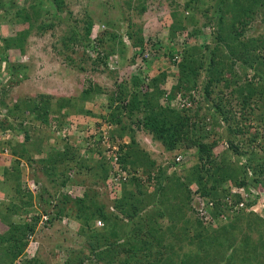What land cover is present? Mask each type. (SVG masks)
I'll return each mask as SVG.
<instances>
[{
    "label": "rangeland",
    "instance_id": "374dc122",
    "mask_svg": "<svg viewBox=\"0 0 264 264\" xmlns=\"http://www.w3.org/2000/svg\"><path fill=\"white\" fill-rule=\"evenodd\" d=\"M1 1L4 2V7L0 10V34L2 37H15L20 32L26 33L21 52L8 48V51L5 50L8 55L1 57V64L7 66L4 69V73L7 74V89L4 101L10 106L39 94L48 95L54 99L67 98L73 101L93 85L101 86L107 93H111L121 82H128L129 84L132 77L139 79L143 90H147V84L152 78L165 74L167 77L159 87L162 94L158 96L160 107L165 108H174V105H176L175 101L172 100L173 98L171 99V90L177 82L174 74L176 73V68L170 63V54L172 53V56L178 62L180 60L179 52H183V47L188 49L198 45L214 46L213 40L217 30L213 16L221 2L220 0H58L59 5H57L55 0ZM229 1L231 0H226L224 8H227L228 4H230ZM142 6H145L146 9L144 13L139 14L137 9ZM172 14H176L178 18L189 22H185L187 27L182 29L181 32H177V37L175 35L173 39L169 35V28L173 19ZM261 18L262 15L258 12L256 19L250 21L244 31L241 26L239 27L240 29L238 28V30L243 32V36L239 37L241 40L249 41L254 39L256 41L254 45L258 43L257 47L249 51L248 56L246 55L245 62L242 59L230 56L226 60L222 59L230 68L220 66L216 67V69L215 67L211 69L218 73L214 76L213 86L211 87L213 95L221 96L225 105L227 104V109L230 111L229 116H231L228 117L230 126L234 128L237 122H239V126H245L246 128L250 126L252 136L258 137L251 146L241 147L244 154L238 158V164L243 166L245 173H240L235 179L230 178V181L222 175L216 176L217 183L213 179L207 182L206 186L208 189L215 190V194L218 191L220 201L216 196L214 197L215 199L212 198L218 203L219 208H222L223 216L227 217V219L222 217L221 222L207 225L209 220H213L210 209L213 206L209 204H213L214 200L204 199L197 191L199 186L194 182H189L190 169L197 163L194 147L189 148L190 150L180 148L173 152L165 151L159 143L153 141L150 135L140 127L135 131L136 123L134 124L123 116L125 125L131 123L130 130L134 132L132 135L135 137V142L146 156L142 159L136 156L140 162L135 171L139 188L137 185L136 187L133 186L128 193L130 204L138 205L140 200V203L142 201L145 203L143 209L136 211L137 216L144 218L147 213L150 214L152 210L157 208L159 212L155 210V213L159 219L158 224L160 229L164 230V227L169 224L166 218L167 212L164 211L169 210L168 206L171 207L170 210L177 209L180 211L184 207L182 204L185 202L186 196H188L186 195L187 191H189L193 199L192 202L188 203V206L194 207V202H199L195 212L202 217L206 224L205 227L211 226L214 229H220L222 224L232 221L239 227L242 225L243 228L241 232H238L239 230L233 232L232 230L230 232L232 235L228 237L229 242L241 243L242 238L245 237L249 238L251 242L258 243L256 249H244L257 256L256 261L251 258L253 264H264V246L262 242L259 243L261 234H264V124L259 123L260 119L256 117L260 115V110L255 105L254 99L249 101V108L253 109L254 114L247 117L249 109L244 108L245 110H242L240 106L242 94L239 95L237 89L240 87L247 88V82H251L249 84L253 89H258L264 84V69L262 71L259 70V74L255 75L256 77L253 76L257 63L262 59L264 60V23ZM88 23L91 24L89 42L88 39H82L81 42L70 43L68 41L64 43L66 39L68 40L75 34L76 37L79 35V38H84L85 27ZM195 30L198 31V36L192 37L191 35L194 34ZM129 33L134 35L135 40L141 38L143 44L134 48L132 40L127 37ZM98 52L104 55L108 54L107 67L101 65V60L98 59ZM227 53L228 50L223 49V54L226 55ZM232 60H235L233 65ZM94 62L95 66L93 65ZM19 66L23 68L20 73L22 75L21 81H18V77L14 76V72L11 70V67H13V70L14 68L18 70ZM13 80H16L17 83H13ZM207 81L208 76L203 71L199 77L198 86L202 88ZM107 93L104 91L99 95H95L93 100L83 103L78 102L81 109L87 111L88 114L86 116L79 115L76 117L77 119H73L67 124L68 126L66 125L67 127L65 126L66 130L62 134L54 135L48 129L26 119L25 122H22L20 126L22 130H19V132L11 130L0 131V184L3 181L4 169H10L12 166L13 158H11L9 151L11 146H8L9 140L20 143L24 136L28 135L26 146L32 153L33 161L29 165L27 161L20 160L21 185L19 186L21 187L20 192L23 194L21 195L23 196L22 200H27V197L24 196L27 191L32 193L39 189L40 185L36 181L41 182L46 190L43 199L50 200V205L47 206L45 203L37 204V211L25 217L28 221L32 216L38 217L36 230L29 236L23 255L15 259L12 264H27L28 260L33 259L37 260L39 264H64L69 257L76 259L87 254L86 243L82 238L78 237L79 225L72 218L63 216L60 220L54 219L51 224L48 223L50 214L53 216L55 208H61L62 204L65 206L63 196L83 198L84 186H91L96 191L95 197L98 202L103 204L107 211L116 214L119 220L122 221L119 226L114 225L113 229H118L119 233L121 231L132 233L136 229L114 207V202L123 197L120 191V184L124 183L129 177L127 172L119 168L114 152H120L119 141L122 142V145L129 144L130 140L127 135L114 142L111 152H106V157L113 171L109 173L104 185L101 182L94 183L96 179L94 180L91 175H84L85 172H83L75 173L74 176L71 175V178L80 184L83 182L84 186L81 184L63 187L59 183L62 180L61 177L53 176V180L45 177L41 171L43 167L38 161L45 157L52 146L56 150L60 149L61 144L59 142L61 138H68L67 141H70L72 145L80 146V153L83 156L86 155L87 158L86 151L89 148H93L98 138H102L103 147H110L112 143L108 140V135L110 130H114V126L100 118V116H107L109 112L106 107L107 103H109ZM246 93L247 90L245 93L243 92V95ZM241 111L245 114V119H249L248 121L241 120ZM200 112L202 116H200L201 123L205 126H203L204 131H201V134L199 133L198 135L202 137L203 142H212L217 139L216 137H220L222 140L213 149L216 165H212V169L213 167L225 168L226 160L224 158H227V161L232 163L236 159V154L229 149V144L227 143L231 133L226 130V127L220 128L217 132V127L209 124V114L208 116L204 115L203 109ZM80 117H83V119ZM136 119H138V116ZM21 121L18 118L16 119L14 113L10 111L4 120L6 123L12 122L15 130H17ZM38 144H43L44 146L40 155L33 153L37 149ZM148 159L153 164H150ZM256 159L257 162H255ZM207 168L209 169L210 167L208 166ZM202 171L204 172V169ZM159 174L161 182L157 180ZM167 178H171L173 187L168 186L166 191L161 192ZM244 180L245 183L250 180L248 187L244 186V198L246 201H243L244 198L240 195L241 187L243 186L238 185L237 182ZM254 181H258L257 187L253 185ZM32 184L36 190L32 188ZM156 191L158 192L156 193L157 198L149 200L148 196ZM16 196L18 195L16 194ZM159 196L164 200L166 198V204H163V202L161 204L158 201ZM1 198L6 200L8 197L2 195ZM238 198L240 201L236 203ZM35 201L34 203L36 204ZM241 202L245 204L244 209H234V206ZM67 207L70 208V206ZM45 210L47 213L43 212ZM72 211L74 210H71V213L75 214ZM195 216L196 214L193 217L190 210H187V217L194 219ZM255 217H258L259 220H256ZM98 222H100V225H98ZM15 224L24 225L26 222H15ZM95 226L101 229L104 227V223L96 220ZM7 229V225L4 222H0V236ZM147 237L148 241L155 246L153 238ZM123 238L125 237L121 235L119 243L125 245V239L123 240ZM219 238L222 239L221 236ZM167 239L166 244L168 243L169 248L164 250L159 248V251L154 248V251L159 252L161 258H172L165 264H220L222 261H217L213 257L216 252H218V255L220 254L219 258L228 257L232 253V248L227 245L229 243L226 242V244L223 239V248L221 246L220 248L211 249L208 251L209 253L202 249L201 246L200 251L197 248V243L194 247V245H188L187 240L184 239L174 240L172 237ZM113 243L114 241H111L108 245ZM163 244L166 245L165 242ZM218 245L221 244L218 242ZM2 246H6V243ZM121 249L120 247L112 248L111 255L113 256L116 251L120 252ZM190 250L193 251L190 254V258L185 259L186 254ZM224 250L226 251L223 252ZM197 252L201 253L200 256L210 254L209 258L204 260ZM121 258H123L122 254L120 255ZM241 258L243 262L244 258ZM153 259L156 258L153 257ZM115 260L117 261V259ZM183 260L185 261L182 262ZM241 261L236 264H241ZM101 264L107 263L105 261V263L102 262Z\"/></svg>",
    "mask_w": 264,
    "mask_h": 264
},
{
    "label": "trees",
    "instance_id": "16d2710c",
    "mask_svg": "<svg viewBox=\"0 0 264 264\" xmlns=\"http://www.w3.org/2000/svg\"><path fill=\"white\" fill-rule=\"evenodd\" d=\"M55 1L57 2V5H59L58 0ZM220 1L221 2L213 16L215 18L214 22L217 30L213 40L214 46L198 45L188 49L183 47V52H179L180 60L178 62L170 52V63L176 68V73L174 74L177 79L176 85L171 90V99L173 98L172 100L176 103L174 108L160 107L158 96L161 95L162 92L159 87L160 84L164 83L167 77L165 74H160L150 80L147 84V90H143L139 79L138 82L137 78L132 77L129 84L128 82H121L111 93H107L101 86L93 85L82 92L80 96L76 97L73 100L74 102L67 98L54 99L48 95L39 94L38 96L28 98L22 102H16L11 106L10 112L14 113L16 119L18 118V120H22L17 130L14 129L12 122L6 123L4 120L0 122L1 132L8 130L19 132V130H22L20 127L22 122H25L26 119L48 129L54 135L62 134L66 130V127L68 126L67 124L73 119H77L76 117L79 115L86 116L88 114L87 111L81 109L78 102L83 103L88 100H93L95 95H99L104 91L108 94L109 103H107L106 107L109 112L107 116H100V118L114 126V130H110L108 135V140L112 143L110 147H103L102 144L104 142L102 138H98L97 142L95 141L93 148H89V150L86 151L88 155L87 158L86 155L83 156L80 153V146L72 145L70 141H67L68 138H61V141L59 142L61 144L60 149L56 150V148H53L52 146L45 157L38 160L43 167L41 171L45 177L50 178L51 180H53V176L61 177L62 180L59 183L63 187L67 185L81 184L84 186L83 182L80 184L71 178V175L74 176L75 173L83 172H85L84 175L86 176H93V179H96L94 183L101 182L104 185L109 177V173L113 171L109 160L106 157V152H111L110 150L116 140L119 141L126 135L129 137V144L122 145V142L119 141L121 143L118 144L120 152H114L119 168L127 172L129 176L124 183L120 184L121 194L125 198L122 197V199H117L114 202V207L123 217H126L136 229L132 231V233L129 231L127 233H125V231L119 233L117 231L118 229H113L114 225L119 226V223L122 221L119 220V217L116 214L107 211L105 206L98 202L95 197L96 191L93 190L91 186H84L83 198L78 199L63 196L65 206L62 204L61 208H55L53 216L50 214L48 223L51 224L54 219L60 220L63 216L72 218V220L79 225L78 237L82 238L87 245V254L76 259L69 257L64 264H101L102 262L105 263V261L107 264H165L169 260H172V258H161L159 252L156 251H159V248H163L162 250L169 248L167 245L168 243L166 244L168 237H172L174 240H187L188 245H194V247L197 243V248L200 249V251L201 246L202 249L207 252L214 248H220L223 239L225 243H229L226 244L229 245V248H232V253L228 257L219 258L220 254L218 255V252H216L213 257L217 261H222L220 264H236L238 261H241V257L244 258L243 262L241 261V264H253V261L251 260H257V256L244 250H249V248L256 249L258 247L257 242H251L249 238L245 237L242 238L241 243L229 242L228 237L232 235L230 232H232V230L233 232L238 230V232H241L243 228L242 225L239 227L229 219L231 222L222 224V228L220 229H214V227L211 226L205 227L206 224L202 217L195 212L196 207L199 206V202H194V207L188 206V203L192 202L193 199L189 191L186 193L188 196L185 195L188 202L186 203L185 200L182 204L184 207L186 206L185 208L182 207L180 211L177 209L170 210L171 207L168 206L169 210L164 211L167 212L166 218L169 222V224L164 227L165 229L163 228L164 230H161L160 225L158 224L159 219L155 213V210L159 212L157 208L152 210L150 214L147 213L144 218L138 217L136 211L143 209L145 203L143 201L140 203V200L138 201V205H132L130 204V200H128V193L131 191L130 188L133 186L136 187L138 183L135 171L137 170V166L140 165L139 158L142 159L146 156L135 142V137L132 135L134 132L130 130L131 123L125 125L123 116L127 117L134 124L136 123V128H133L135 131L140 127L150 135L153 141L159 143L165 151L173 152L180 148H195L197 163L192 169H190L189 182H194L199 186L197 191H199V195L204 199L209 198L211 199L209 201H212L215 199V196L218 198L220 196L218 191L215 194V190L207 188L206 185L209 180L213 179L215 183H217L216 176L224 175L225 178L229 180L230 178L235 179L240 173H245L243 166L238 164V158L244 154L241 147L251 146L258 137L252 136L250 126L247 128L245 126H239V122L236 123L234 128L230 126V120L228 117L231 116H229L230 111L227 109V104L225 105L221 96L216 94L213 95L211 87L213 86L214 76L218 73L211 69L214 67L216 69V67L220 66L228 67L222 59L226 60V58H229L230 56L242 59V61L245 62V58L249 55V51L257 47L258 43L254 45L256 42L254 39L249 41L241 40L239 37L243 36V32L242 30H238V28L241 26V29L244 31V28L247 27L246 25L249 24L250 21L256 19L258 12L261 13V21L264 23V0H231L229 1L230 4H228L227 8H224L226 0ZM2 7H4V2L0 0V10ZM145 9V6H142L137 9V12L139 14L144 13ZM171 16L173 19L169 28V35L170 38L173 39L177 32H181L182 29L187 27L185 22H189L188 20L178 18L176 14H172ZM90 30L91 24L88 23L85 27L84 38H79V35L76 37L75 34L68 40L66 39L64 43L68 41L70 43L81 42L82 39L87 40L89 38ZM193 33L194 34L191 35L192 37L196 35L198 36V31L195 30ZM25 35L26 33L20 32L15 37L10 36L3 38L1 36L2 48L4 50H8V48L15 49L21 52L23 50ZM127 37L132 40L134 48L143 44L141 38L135 40L134 35L131 33H129ZM66 47H68V45H66ZM223 49L228 50L226 55L223 54ZM98 57V59L101 60V65L107 67L108 54L104 55L98 52ZM70 62H72V60H70ZM234 62L235 60H232V65ZM93 65L95 66V62ZM262 69H264L263 59L257 63L253 76L256 77L255 75L259 74V70L262 71ZM11 70L14 72V75L18 77V81H21L22 75L20 73L23 68L19 66L18 70L17 68L16 70L15 68L13 70V67H11ZM203 71L208 76V81L205 82L201 88L198 86V82ZM249 83L251 82H247V88L240 87L237 89L239 95L242 94L240 100L241 105H239L242 107L243 111L245 110L244 108L249 109L247 117H250L254 113L253 109L249 108V101L254 99L255 105L258 107V110H260V115L256 117L260 119L259 123L264 124V84L258 87V89H253ZM127 85L130 86L127 87ZM246 90L247 93L243 95V92L245 93ZM177 95H180L179 99H177ZM202 109L204 115L208 116L209 114V124L213 127H217V132L220 128L226 127V130L231 133L230 137L227 139V143L229 144V149L236 154V159L234 160V163H232L228 162L227 158H224L226 160L225 168L213 167L212 169V165H216V160L213 156V149L216 145L222 142L220 137H216L217 139L212 142H203L202 137L198 135L201 131H204L203 126H205L202 125L203 123H201L200 118V111H202ZM244 115L245 114L241 111V120L248 121L249 119H245ZM137 116L138 119L135 120ZM80 118L83 119V117ZM238 136L239 138L237 139ZM27 140L28 135H25L20 143L13 140H9L8 142V146L11 145L9 151L11 158L13 159L11 168L4 169L3 181L0 184V198L2 195L8 197L6 200H2L1 198L0 201V222H4L8 227L7 231L0 236V264H12L15 259L23 255L24 249L28 244L29 236H31L36 230L38 222V217L32 216L29 221L25 219V217L37 211V204L41 205L45 203L47 206L50 205V200L43 199L46 190L43 184L39 181L36 182L40 185L41 190L39 187L35 192L31 193L27 191L24 195L27 197V200H22L23 196L21 195L23 194H21V187L19 186L21 185V174L19 169L20 160L27 161L29 165H31L33 161L32 153L26 146ZM42 147L44 148L43 144H38L37 149H35L33 153L40 155ZM148 162L153 164L149 159ZM255 162H257V159ZM208 166L210 167L209 169L207 168ZM202 169H204V172ZM159 177L160 174L157 180L161 182ZM237 182L240 186L248 187L247 185L250 183V180L247 183H245V180ZM254 182L253 185L257 187L258 181ZM172 185L173 182H171V178H167L161 192L166 191V187L168 186L173 187ZM137 186L139 188V185ZM6 193H8V195H6ZM156 193L158 192H153L148 196V199L155 200L157 198ZM16 194L18 196H16ZM158 198L160 203L163 202V204H166V198L165 200L160 196ZM239 201L238 198L236 203ZM212 205L213 207L210 209L212 212L211 218L213 220H209L207 225H210V223L221 222L222 217L227 219V217L223 216L224 212L222 211V208H219L218 203L215 202V200ZM67 206H70L71 210H74L72 212L75 214H72L70 208ZM186 209L190 210L193 217L194 214H196L194 219L187 217ZM242 209H244V207ZM43 212L47 213L46 210ZM173 214L175 219L173 218ZM255 218L256 220H259L258 217ZM96 220L102 221L104 227L101 229L96 228ZM15 222H26V224L20 225L15 224ZM121 235L125 237L123 238V240L125 239V245L119 243ZM147 236L153 238L155 246L152 242L148 241ZM219 236H221L222 239L219 238ZM111 241H114V243L108 245ZM217 241L221 245H218ZM164 242L166 245L163 244ZM260 242H262L264 246V234H261L259 238V243ZM5 243L6 246H2ZM111 247H120L122 249L120 252L116 251L112 256ZM154 248L156 251H154ZM192 252L193 251L190 250L186 254L185 259L190 258ZM119 253L123 255V258L120 259L121 254ZM197 253L199 256L201 255L200 252ZM209 255H202L200 257L206 260L209 258ZM153 257L157 260L153 259ZM115 259H117V261ZM119 259L120 261H118ZM145 260L150 261L146 262ZM184 261L185 260L182 262ZM27 264L39 263L37 260L33 259L28 260Z\"/></svg>",
    "mask_w": 264,
    "mask_h": 264
},
{
    "label": "clouds",
    "instance_id": "9594fccd",
    "mask_svg": "<svg viewBox=\"0 0 264 264\" xmlns=\"http://www.w3.org/2000/svg\"><path fill=\"white\" fill-rule=\"evenodd\" d=\"M2 36V35H1ZM8 51V50H7ZM0 52H1V56H0V76H2V79L0 78V80H1V83H2V99H1V105L6 109V114H5V117L2 119V120H5V118L7 117V115H8V113H9V111H10V108H11V106H10V104H7L5 101H4V95L6 94V89H7V87H6V85H7V74L6 73H4V69H6L7 68V66L5 65V64H1L2 62H1V57L3 56H7V53L8 52H5V50L1 47V50H0ZM15 76V75H14ZM4 79V80H3ZM14 82L13 83H17V81L16 80H13ZM9 83H10V81H9ZM11 84V83H10ZM4 101V102H3ZM5 103V104H4ZM2 122V121H1ZM0 201H1V198H0Z\"/></svg>",
    "mask_w": 264,
    "mask_h": 264
},
{
    "label": "built area",
    "instance_id": "2783aa9c",
    "mask_svg": "<svg viewBox=\"0 0 264 264\" xmlns=\"http://www.w3.org/2000/svg\"><path fill=\"white\" fill-rule=\"evenodd\" d=\"M1 39H2V37H1V34H0V50H1V47H2V40ZM7 55H8V53H7ZM0 56H1V52H0ZM0 78L2 79V76H0ZM179 98H180V95H177V99H179ZM1 99H2V83H1V80H0V122L3 121L2 119L5 117V114H6V109L1 105ZM32 188L36 190L34 185L32 186ZM241 188L242 189H241V194L240 195H241V197L244 198V190H245V188L244 187H241ZM243 201H246V199L244 198ZM209 205L213 206L212 203H210ZM244 205L245 204L243 202H241L239 204H236L234 206V209L235 208H238V209L243 208ZM98 225H100V222H98Z\"/></svg>",
    "mask_w": 264,
    "mask_h": 264
}]
</instances>
